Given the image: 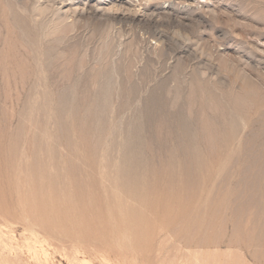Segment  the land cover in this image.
<instances>
[{"label": "rangeland", "instance_id": "374dc122", "mask_svg": "<svg viewBox=\"0 0 264 264\" xmlns=\"http://www.w3.org/2000/svg\"><path fill=\"white\" fill-rule=\"evenodd\" d=\"M0 264H264V0H0Z\"/></svg>", "mask_w": 264, "mask_h": 264}, {"label": "bare ground", "instance_id": "6f19581e", "mask_svg": "<svg viewBox=\"0 0 264 264\" xmlns=\"http://www.w3.org/2000/svg\"><path fill=\"white\" fill-rule=\"evenodd\" d=\"M129 5V4H128ZM228 115V114H227ZM231 115H232V113H231ZM212 122V121H211ZM232 123H233V121H232ZM186 127V126H185ZM206 127V126H205ZM188 128V127H187ZM186 129V128H185ZM229 138V137H228ZM210 139V138H209Z\"/></svg>", "mask_w": 264, "mask_h": 264}]
</instances>
